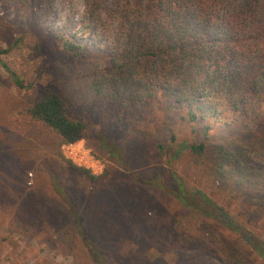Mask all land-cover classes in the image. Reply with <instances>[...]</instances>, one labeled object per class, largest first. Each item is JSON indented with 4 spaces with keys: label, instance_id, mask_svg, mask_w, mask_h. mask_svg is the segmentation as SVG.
Listing matches in <instances>:
<instances>
[{
    "label": "rangeland",
    "instance_id": "374dc122",
    "mask_svg": "<svg viewBox=\"0 0 264 264\" xmlns=\"http://www.w3.org/2000/svg\"><path fill=\"white\" fill-rule=\"evenodd\" d=\"M83 10L82 0H0V174L20 159L25 163L24 181L31 196L38 195L35 182L43 190L42 209L31 214L20 203L14 207L17 194L9 171L0 179V264H104L102 260L95 262L101 259L99 254L94 255L86 241L75 236L54 188L60 183L71 193L87 226L89 214L83 207L78 180L57 170L61 167L55 148L58 137L27 114L43 86L52 87L58 77L64 86L76 90L81 83H98L101 75L109 78L105 71L112 66V53L121 38L114 22L102 32L84 29ZM7 68L33 88L18 89ZM93 107L85 99L68 112L85 121L87 132L83 140L71 147L62 145L60 150L78 166H94L98 171L95 175L110 167L117 174L116 187L125 188L128 202L135 197L137 209L141 210L139 205L143 208L139 221L145 217L140 222L144 232L140 234L139 223L134 222L133 235L120 244L118 258L139 251L142 264H264L246 241L213 217L182 209L155 184L168 183L173 170L190 190L200 191L221 208L219 219L233 220L264 242V151L250 155L247 166L253 185L240 180L241 187L218 183L202 161L187 152L174 159L148 152L144 138L148 133L167 145L186 141L219 147L232 129L239 130L237 115H229L231 126L226 127L203 117L195 105L189 107L156 94L151 101L136 106L130 117L114 112L105 124L107 130L102 131ZM9 151L16 156L14 160L7 159ZM36 168L35 178L32 169ZM117 217L122 222L126 214L118 210ZM154 226L158 228L151 236ZM110 259L108 264H118Z\"/></svg>",
    "mask_w": 264,
    "mask_h": 264
},
{
    "label": "trees",
    "instance_id": "16d2710c",
    "mask_svg": "<svg viewBox=\"0 0 264 264\" xmlns=\"http://www.w3.org/2000/svg\"><path fill=\"white\" fill-rule=\"evenodd\" d=\"M82 2L84 29L102 32L114 22L121 38L112 53V66L105 71L109 78L101 75L98 83H81L76 90L64 86L58 77L52 87L43 86L41 95L27 109V114L58 137L55 148L61 167L57 170L67 178L78 180L83 207L89 214L87 226L82 222L71 193L60 183L54 187L66 207L71 226L75 228V236L85 240L87 249L94 255L95 252L99 254L101 259L95 262L102 260L108 264V258H111L118 264H142L139 251L125 258L117 256L120 244L132 237L134 222L139 223V233L144 232L140 222L145 217L139 221V212L143 208L139 205L141 210L137 209L135 197L128 202L125 188L116 187L119 185L117 174L110 167H104L100 175H95L62 155V145L83 140L87 132L85 121L68 112L86 99L88 104L95 105L93 109L98 112L102 131H106L105 124L114 112L130 117L136 106L160 94L176 103L195 105L203 117L222 122L226 127L231 126L229 115H237L239 130L232 129L227 141L219 147L207 142L186 141L167 145L148 133L144 138L148 152L156 151L168 159L184 152L193 155L202 161L206 171L218 183L237 186L242 181L248 186L253 185L247 162L250 155L264 151V0ZM7 71L18 89L33 88L13 71L8 68ZM138 148L141 150L139 145ZM5 154L7 159L16 158L11 151ZM109 155L114 156L112 152ZM45 166L41 165L42 168ZM25 168V163L18 159L4 173L9 171L13 180L12 190L17 194L14 207L20 203L32 214L38 208L42 209L43 190L35 182L38 195L31 196V188L26 187L24 181ZM32 173L36 178L37 168L32 169ZM3 174H0L1 180ZM50 177L56 181L54 173ZM168 181L166 185L161 181L155 184L182 209L213 217L240 240L246 241L264 261L263 241L233 220L219 219L221 208L200 191L190 190L173 170L169 171ZM39 185L42 187V179ZM118 210L126 214L122 222L118 221ZM157 228L153 227L151 236ZM228 259L233 262L232 258ZM208 260L214 262L212 258Z\"/></svg>",
    "mask_w": 264,
    "mask_h": 264
},
{
    "label": "built area",
    "instance_id": "2783aa9c",
    "mask_svg": "<svg viewBox=\"0 0 264 264\" xmlns=\"http://www.w3.org/2000/svg\"><path fill=\"white\" fill-rule=\"evenodd\" d=\"M71 146H73V144H67V147H71ZM85 168L91 169L93 174H97V172H98V171H96V168L94 166H88ZM99 172H100V169H99Z\"/></svg>",
    "mask_w": 264,
    "mask_h": 264
}]
</instances>
